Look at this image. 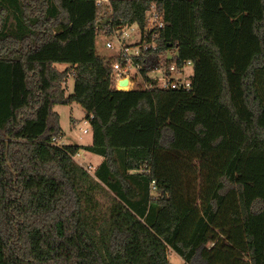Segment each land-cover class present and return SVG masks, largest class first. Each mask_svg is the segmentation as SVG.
<instances>
[{
    "label": "trees",
    "instance_id": "1",
    "mask_svg": "<svg viewBox=\"0 0 264 264\" xmlns=\"http://www.w3.org/2000/svg\"><path fill=\"white\" fill-rule=\"evenodd\" d=\"M96 1L0 0V264H264V0L110 1L157 7L187 91L113 88ZM73 103L90 145L52 142Z\"/></svg>",
    "mask_w": 264,
    "mask_h": 264
},
{
    "label": "built area",
    "instance_id": "2",
    "mask_svg": "<svg viewBox=\"0 0 264 264\" xmlns=\"http://www.w3.org/2000/svg\"><path fill=\"white\" fill-rule=\"evenodd\" d=\"M110 1L97 0L96 5L105 7L103 19L98 23L101 31L98 36L103 38V47L109 52L108 80L112 87L119 91L189 90L191 76H187L185 71L187 67H192L190 61H181L177 53L171 51L154 59L150 55L156 50L160 32L165 26L163 15L157 7L151 5L147 9L143 26L133 23L109 27L111 10L107 7ZM122 80L127 81L125 86L120 85ZM84 125H89V120H85ZM87 133V130L83 131V134ZM52 142L58 145L55 139ZM84 168L88 173H93L91 166Z\"/></svg>",
    "mask_w": 264,
    "mask_h": 264
},
{
    "label": "rangeland",
    "instance_id": "3",
    "mask_svg": "<svg viewBox=\"0 0 264 264\" xmlns=\"http://www.w3.org/2000/svg\"><path fill=\"white\" fill-rule=\"evenodd\" d=\"M96 54L100 57H109V52L103 47V38L96 37L95 40ZM58 69H64V65H57ZM186 75L191 76L192 67L186 68ZM73 83L69 80L65 84V93H71ZM54 111L58 114L59 126L63 132V136L58 140V145H79L87 146L91 144V128L89 125H84V112L75 103L68 106H55ZM87 130V134H83V131ZM92 156H89V162L92 160ZM87 162L86 155H82V158L78 159L79 165H85ZM87 167V165H86ZM168 262L169 264H183L182 260L171 250H168Z\"/></svg>",
    "mask_w": 264,
    "mask_h": 264
},
{
    "label": "crops",
    "instance_id": "4",
    "mask_svg": "<svg viewBox=\"0 0 264 264\" xmlns=\"http://www.w3.org/2000/svg\"><path fill=\"white\" fill-rule=\"evenodd\" d=\"M65 68V66H64ZM63 70V69H62ZM69 80H72L71 78H69ZM73 83V82H72ZM82 155H86L87 157V162L85 165H80L82 167H86L87 166H91L93 171L95 170V168L100 164V162L102 161V158H100L99 156H95L89 153H84V152H80L76 155V157H74V160L78 163V159L82 158ZM89 156H92V160H90L89 162Z\"/></svg>",
    "mask_w": 264,
    "mask_h": 264
},
{
    "label": "water",
    "instance_id": "5",
    "mask_svg": "<svg viewBox=\"0 0 264 264\" xmlns=\"http://www.w3.org/2000/svg\"><path fill=\"white\" fill-rule=\"evenodd\" d=\"M127 84V81L126 80H122L121 82H120V85L121 86H125Z\"/></svg>",
    "mask_w": 264,
    "mask_h": 264
}]
</instances>
